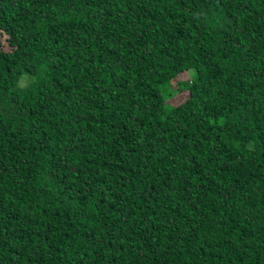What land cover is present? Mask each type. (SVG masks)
<instances>
[{"label": "trees", "instance_id": "trees-1", "mask_svg": "<svg viewBox=\"0 0 264 264\" xmlns=\"http://www.w3.org/2000/svg\"><path fill=\"white\" fill-rule=\"evenodd\" d=\"M0 264H264V0H0Z\"/></svg>", "mask_w": 264, "mask_h": 264}, {"label": "rangeland", "instance_id": "rangeland-1", "mask_svg": "<svg viewBox=\"0 0 264 264\" xmlns=\"http://www.w3.org/2000/svg\"><path fill=\"white\" fill-rule=\"evenodd\" d=\"M189 73L193 72V70H188ZM32 77L30 75H24L22 78H21V84H27L28 81L31 79ZM171 105H173L170 100H168V102H166V106H169L171 107Z\"/></svg>", "mask_w": 264, "mask_h": 264}]
</instances>
